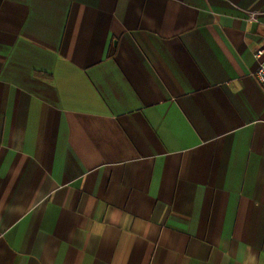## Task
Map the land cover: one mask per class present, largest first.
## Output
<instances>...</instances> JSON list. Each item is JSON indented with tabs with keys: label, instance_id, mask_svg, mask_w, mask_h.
<instances>
[{
	"label": "crops",
	"instance_id": "1",
	"mask_svg": "<svg viewBox=\"0 0 264 264\" xmlns=\"http://www.w3.org/2000/svg\"><path fill=\"white\" fill-rule=\"evenodd\" d=\"M259 50L264 0H0V264H264Z\"/></svg>",
	"mask_w": 264,
	"mask_h": 264
},
{
	"label": "built area",
	"instance_id": "2",
	"mask_svg": "<svg viewBox=\"0 0 264 264\" xmlns=\"http://www.w3.org/2000/svg\"><path fill=\"white\" fill-rule=\"evenodd\" d=\"M264 52L259 50L255 53V58L259 60L258 66L254 73V78L262 91L264 92V60L262 59Z\"/></svg>",
	"mask_w": 264,
	"mask_h": 264
}]
</instances>
